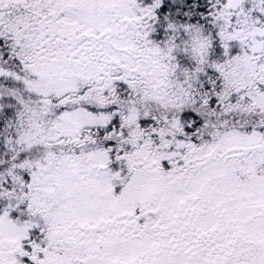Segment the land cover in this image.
I'll use <instances>...</instances> for the list:
<instances>
[{"label":"snow or ice","instance_id":"snow-or-ice-1","mask_svg":"<svg viewBox=\"0 0 264 264\" xmlns=\"http://www.w3.org/2000/svg\"><path fill=\"white\" fill-rule=\"evenodd\" d=\"M0 264H264V0H0Z\"/></svg>","mask_w":264,"mask_h":264}]
</instances>
